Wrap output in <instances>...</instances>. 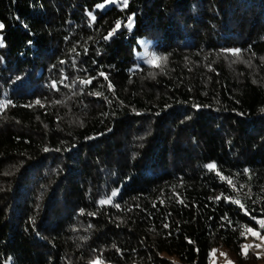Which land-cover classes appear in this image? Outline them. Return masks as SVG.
<instances>
[{
  "label": "trees",
  "instance_id": "obj_1",
  "mask_svg": "<svg viewBox=\"0 0 264 264\" xmlns=\"http://www.w3.org/2000/svg\"><path fill=\"white\" fill-rule=\"evenodd\" d=\"M0 24V264H260L264 0H0Z\"/></svg>",
  "mask_w": 264,
  "mask_h": 264
},
{
  "label": "rangeland",
  "instance_id": "obj_2",
  "mask_svg": "<svg viewBox=\"0 0 264 264\" xmlns=\"http://www.w3.org/2000/svg\"><path fill=\"white\" fill-rule=\"evenodd\" d=\"M140 46L143 51L138 55L139 61L145 64H155L158 61V57L153 51L149 49V45L140 41ZM256 233H258V235L255 236L252 234V232L249 233L247 242L244 245L243 255L247 254L248 251L253 252L260 259V264H264V239H261L264 237V235L260 234L259 232ZM6 264H11V260L9 259ZM176 264L178 263L176 262ZM209 264H235V262L234 258L228 251L222 248H216L210 254Z\"/></svg>",
  "mask_w": 264,
  "mask_h": 264
},
{
  "label": "snow or ice",
  "instance_id": "obj_3",
  "mask_svg": "<svg viewBox=\"0 0 264 264\" xmlns=\"http://www.w3.org/2000/svg\"><path fill=\"white\" fill-rule=\"evenodd\" d=\"M106 2H109V0H106ZM111 2H116V0H111ZM126 3H127V0H124V4H125V5H126ZM99 7H103V5H99ZM131 19H132V18L129 17V21H131ZM119 27H120V25L117 24V25H116V29H114L113 31L117 30ZM127 27H128L129 29H131V28H132V23L129 22V23L127 24ZM2 28H3V24H0V29H2ZM111 35H112V33H109V36H111ZM105 38L107 39L108 37H105ZM235 52H239V50H235ZM81 83H83V84H88V83H90V81H89V80H84V81H82ZM53 87H56L55 83L53 84ZM37 103H39V101H37ZM207 167H208L209 169H213V168H215V165H214V164H209ZM229 182H230V181H229ZM116 194H117L116 192H113V193H112V196L114 197ZM109 199H111V198H109ZM216 199L219 200L220 197H216ZM225 199H227V197H225ZM104 203H107V201H101V204H104ZM237 203H238V201H237ZM261 224H262V227H264V221H262ZM248 231H249V232H252V234H253L254 236H255V235H258V233L253 232L252 229H250V228L248 229ZM261 239H264V237H262Z\"/></svg>",
  "mask_w": 264,
  "mask_h": 264
}]
</instances>
